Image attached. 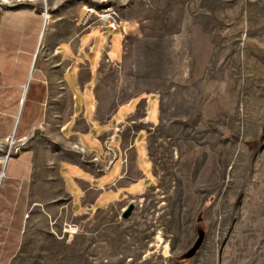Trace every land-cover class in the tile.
Returning <instances> with one entry per match:
<instances>
[{
    "label": "rangeland",
    "instance_id": "obj_1",
    "mask_svg": "<svg viewBox=\"0 0 264 264\" xmlns=\"http://www.w3.org/2000/svg\"><path fill=\"white\" fill-rule=\"evenodd\" d=\"M29 1L0 0V14ZM35 3L52 15L45 0ZM107 3L117 9L122 48L117 33L82 34L80 57L65 80L74 86L77 64L97 61V54L86 55V44L93 39L97 53L111 36L94 93L100 113L116 111L110 126L126 116L117 122L123 155L92 181L107 186L87 189V172L98 176L116 154L109 148L101 162L86 149L101 127L76 125L88 132L63 137L34 126L0 138V170L24 149L36 151L27 216L18 237L8 238L16 246L3 264H264V0ZM27 20L23 15L10 34L17 40V80L26 42L35 36ZM77 104L89 115L90 97ZM121 160L123 178L108 185ZM129 203L134 209L123 219ZM199 231V249L186 256Z\"/></svg>",
    "mask_w": 264,
    "mask_h": 264
},
{
    "label": "crops",
    "instance_id": "obj_2",
    "mask_svg": "<svg viewBox=\"0 0 264 264\" xmlns=\"http://www.w3.org/2000/svg\"><path fill=\"white\" fill-rule=\"evenodd\" d=\"M101 1L104 0H45L46 9L52 12V15L46 19L42 10L36 9L41 6L39 3H35V0L27 2L25 8H15L5 15L0 14V56L2 58L0 75L3 82V90L0 95V138L3 139L15 131L19 136H23L26 131L34 126L53 127L63 137H66L64 136L65 131H68L69 136H74L78 132H88V129H83V126L76 127V125L89 124L93 126L95 124L101 127L100 132L93 137L95 139L94 143L89 148L86 147V149L93 153L97 157V160L101 162L107 160V154L109 153L107 150H110L109 148H114L116 154L111 162L109 160V167L98 176L87 172L86 179L89 182V185L86 184L85 186L87 189L107 186L100 185L99 183L93 185L92 181L98 182L102 180L103 175L113 166V160L119 157L120 151L123 155L121 147L123 138L117 128V122L126 117L117 119L115 124L110 126L109 123L112 122V117L116 111L105 115L100 113L94 93L100 60L105 47L109 45L111 36H107L105 44L101 46L97 53H95L93 48V39L90 43L86 44L83 47L86 55L97 54V61L95 64H91L87 60L77 64L74 86L67 84L65 80V75L73 67L75 58L80 57L78 51L81 49L80 38L82 34L94 31H98L100 34L106 31L117 33L121 41L120 49L122 48L124 36H122L120 30L110 32L108 29H102L101 27L92 28L84 32H80L79 30L80 22L78 24V21L81 16L83 18L85 15L84 6L86 4L98 5ZM23 15L27 16L28 24L33 27L35 36L33 39H28V42L25 41L28 44L26 64L24 71L22 70L21 73L23 75L22 79L27 77V84L22 85L23 93L22 96L20 95L19 102H17L18 87L23 80H17L19 63V60L15 58L17 40L15 36L10 34H12L15 27L21 26ZM121 28H123L122 25ZM3 30H5L6 34L2 32ZM123 35L125 34L123 33ZM35 64L36 67H34ZM28 69L29 75H27ZM29 83L28 102L23 105L24 100L22 101V99L26 94ZM88 86L89 92H86ZM78 91L81 92V96L77 94ZM3 93L5 94V98L4 95L2 96ZM89 97L90 111L88 115L86 114L85 105H82L77 110L79 107L77 100L80 99L82 101ZM137 99L139 102L141 98ZM65 101L68 103L67 112L62 110ZM131 101L128 103H131ZM136 108L137 106L134 111ZM145 108L147 110V105ZM21 121L22 126L17 131V123H21ZM117 139L118 145L115 146L114 142ZM18 158L22 159L21 164H10L11 160ZM35 158L36 151L34 148L24 149L16 157L10 158L0 170V188L5 178L9 181V190H5L3 198L0 199V264L7 261L15 250L16 245L11 240H8V238L12 237L13 239L18 237L24 226ZM121 163L120 172L108 185L114 184L117 181L119 182L123 178L122 160ZM2 252L5 255L1 256Z\"/></svg>",
    "mask_w": 264,
    "mask_h": 264
},
{
    "label": "built area",
    "instance_id": "obj_3",
    "mask_svg": "<svg viewBox=\"0 0 264 264\" xmlns=\"http://www.w3.org/2000/svg\"><path fill=\"white\" fill-rule=\"evenodd\" d=\"M85 8V16L80 22V26L83 28L89 27H98L100 26L102 29H108L110 32H115L119 28L120 22L117 13V9L114 5L108 4L107 1H101L98 5L96 4H86ZM45 16L46 13H43ZM95 21H99L100 24L97 26H93ZM8 158V154L5 157V161ZM75 231H72V233Z\"/></svg>",
    "mask_w": 264,
    "mask_h": 264
},
{
    "label": "water",
    "instance_id": "obj_4",
    "mask_svg": "<svg viewBox=\"0 0 264 264\" xmlns=\"http://www.w3.org/2000/svg\"><path fill=\"white\" fill-rule=\"evenodd\" d=\"M24 98H25V95L23 96L22 101L24 100ZM133 209H134L133 203H129L126 207H124L122 210V214H121L122 218L123 219L129 218L130 215L132 214ZM203 237H204L203 231H199L197 240L195 241L193 246L189 249V251L186 253V256H190V255L194 254L195 251L199 249V247L202 243Z\"/></svg>",
    "mask_w": 264,
    "mask_h": 264
},
{
    "label": "trees",
    "instance_id": "obj_5",
    "mask_svg": "<svg viewBox=\"0 0 264 264\" xmlns=\"http://www.w3.org/2000/svg\"><path fill=\"white\" fill-rule=\"evenodd\" d=\"M29 89H30V83H29V85H28V89H27V92H26V99H25V101H26L27 98H28ZM24 104H25V103H24ZM19 123H20V122H19ZM19 123H18V126H19ZM18 126H17V131H18Z\"/></svg>",
    "mask_w": 264,
    "mask_h": 264
},
{
    "label": "bare ground",
    "instance_id": "obj_6",
    "mask_svg": "<svg viewBox=\"0 0 264 264\" xmlns=\"http://www.w3.org/2000/svg\"><path fill=\"white\" fill-rule=\"evenodd\" d=\"M44 18H48V15H45Z\"/></svg>",
    "mask_w": 264,
    "mask_h": 264
}]
</instances>
